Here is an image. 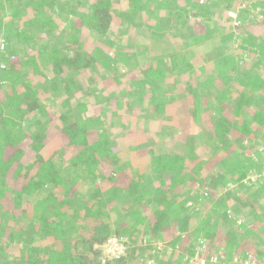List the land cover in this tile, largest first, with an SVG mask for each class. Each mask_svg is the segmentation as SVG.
Here are the masks:
<instances>
[{"label":"trees","instance_id":"trees-1","mask_svg":"<svg viewBox=\"0 0 264 264\" xmlns=\"http://www.w3.org/2000/svg\"><path fill=\"white\" fill-rule=\"evenodd\" d=\"M15 1L0 0V37L5 31L18 45L0 39L2 48L7 44L0 50V264H189L185 256L195 255L200 241L221 264H264V179L247 182L263 170L255 160L264 158V97L256 85L264 82V0H223L219 13L229 25L232 8L258 2L255 21L236 31L250 62L236 92L222 80L231 76L227 60L233 59L226 53L233 36L218 40L199 0H71L56 17L58 0ZM173 7L180 14L165 16ZM61 12L84 27L59 32L69 20ZM113 26L120 27V40L110 39ZM85 27L113 45L115 57L103 45L83 49ZM185 33H191L190 45L181 52ZM190 47L202 55L189 54ZM117 58L132 62L130 70L120 74L127 66L117 67ZM200 58L206 65L198 69ZM206 67H216L217 74L204 80L199 76ZM21 70L26 77L18 78ZM216 80L221 88L213 87ZM205 86L208 94L199 95ZM59 92L62 108L54 115L43 101ZM97 92L115 107L105 100L91 106L90 99H103L93 98ZM161 92L167 98L177 92L167 102L186 108L185 115L168 116L166 102L156 99ZM149 100L152 106L142 109ZM152 125L155 136L149 138ZM160 142L168 151L154 153ZM140 143L149 145L148 165L119 163L123 146L135 154ZM229 183L240 184L238 191H226ZM206 192L215 209L205 212L208 219L197 229L192 223L203 211H194L195 205L201 208ZM244 213L248 224L238 225ZM111 237L126 240V250L104 259L95 247ZM159 243L182 254L166 257Z\"/></svg>","mask_w":264,"mask_h":264},{"label":"rangeland","instance_id":"rangeland-1","mask_svg":"<svg viewBox=\"0 0 264 264\" xmlns=\"http://www.w3.org/2000/svg\"><path fill=\"white\" fill-rule=\"evenodd\" d=\"M199 1H200L199 4L201 5V8H202L201 13H203L206 16L205 17V22H206L205 25L207 27H209V28L211 27V28H214L215 30L218 31V32L216 31L217 33H219V37H217L218 40H224L227 37L233 36L231 39L228 40L229 43H230V48L231 49H230L229 52L226 53V55H230V57H232V59H233V60H227V63H228V66H229V67H227V69L228 68L229 69L227 70L226 75L227 76L228 75H231V76L228 78L229 80H227V81L224 80L223 78H222V80L224 81L223 83L225 85L230 84L228 86L231 88L232 92H236V90H238L239 88H241V86L240 85H237V83H241V80L239 79V76L244 73L243 65L244 64L248 65L250 63L249 60H248L249 59L248 58L249 53L248 52H245L244 50L241 49V46L243 44L242 37L239 36V34H241V33L239 31L238 32H236V31H237V27H239L241 29H245L248 26V23H251L252 21H255V19L258 17V15L256 13V12H258V5H257L258 2L255 1L253 3H249L248 5L247 4L246 5L245 4L244 5L241 4L240 6H238L236 8V11H232V10H234L232 8V10L229 11L228 16H229V18L232 17L233 19H231V21H230V23L228 25V23L225 22V19L223 17L219 16V13L222 11L223 8H225V2L223 0H220V1H217V0H199ZM207 1H209V2H207ZM243 1L244 0H239L240 3H242ZM17 2H19V0H16L15 1V3H17ZM211 2H214V3H212L214 5L213 8L211 7V5H209V4H211ZM71 3H72L71 0H58V2L56 3V6H55V10L52 13V16L53 17H56L59 14V10L61 8L66 9V7H68V5L71 4ZM164 3H165V1H164ZM2 4L5 7L4 2ZM232 5H236V4L232 3ZM6 8H7V10H6L7 12H6V15H5L4 18H5L6 21H8L10 19L9 16H10L11 9L8 8V6H6ZM243 8L249 10L248 11L249 14H248V16L240 17L239 14H238V11L239 10H242ZM150 12H153V10L152 11L150 10ZM61 13L62 14H65V19L68 18L69 20L66 21L63 24H60L59 30H58L59 32H61V30L64 27H66L67 29H69L71 31H72V28L71 27H74L75 25L77 26V30L84 27V26L79 27L78 24H77V21L74 20V17H70L67 13H64V12H61ZM126 13L133 14L132 11H128V10H126ZM147 13H149V12H147ZM129 14H128V16H129ZM164 14H165V16H174L175 15L174 18H176L180 13L177 11V7H173V11H171V9L165 10L164 11ZM30 15H33V14L31 13ZM200 17L202 18V16H200ZM251 19H252V21H251ZM177 20H178V18H177ZM200 20H201L200 18H197L194 21L196 22V21H200ZM249 21H251V22H249ZM150 23H152V22H150ZM143 24H144V26L147 27V25L145 24V22H143ZM227 26H229V31H228ZM191 27L195 31H197V32L199 31V29H195L193 26H191ZM86 29L87 28L85 27V30L83 31V34H82V36L85 38V41H84L85 42V46L83 47V49H87V50L90 49L91 50V48L94 47V46H98V45L101 46V45H103V46L106 47V50H108V55L109 56H112V57H115V52H114V46L113 45L110 46V44H108L105 41L103 43V41H101V39L99 37H96L94 31L93 32H90L89 30L87 31ZM117 30L119 31L120 30V27H116V26H113L112 27V29L110 30V34H109L110 39H114V41H116V39L117 40H120V33H117ZM232 30H233V34L230 33ZM26 32L29 35L30 34V29H27ZM252 33H254V32L253 31H251V32L249 31L248 33L245 34L247 40H250V38L252 36ZM7 35H8V33H6L5 31L2 34V36H7ZM1 37H0V39H1ZM7 37L10 38L11 43L14 44V46L18 47V45H16V43H17L16 38H14L15 36L13 37L11 34H9V36H7ZM42 37L43 38H48V41L49 42H52V43L55 42V37H53V36H48L45 33H43L42 34ZM190 37H191V33L184 35L183 38L180 40L181 41L180 42L181 43V47H180L181 52L183 51V49L186 50L187 47H189L190 40H191V39H189ZM56 40H57V38H56ZM38 41H40V40H38ZM261 42H262V44H264V42L262 40H261ZM4 45H5V46H3L4 48H2L0 46V50L1 51H4V49L6 48V45L7 44L4 43ZM62 46H65V45L63 44ZM245 46H246V44H245ZM83 49H81V51H83ZM188 50H191V51H188V52H190L189 54H193L196 57L197 56H201L202 53H203L202 50H200V49H198L196 47H190ZM105 52H107V51H105ZM93 53H95V50L93 51ZM115 64L119 68H121L122 65H126L125 60L119 59V58H117V62ZM194 64H195V62H194ZM214 64H218V62H214ZM130 65H132V62L126 65L127 68L122 67V69H124V70L121 69L120 70V72H121L120 74H122L124 71L127 72V70H130V68H129ZM205 65H206V62H203V60H201V58H200V61L197 63V66H195V67H197L199 69L201 66H205ZM98 68H101V70H99L101 75L106 73V70L103 69V66L100 65V66H98ZM215 68L216 67H211V68L210 67L209 68L206 67V71H203L201 74L199 73V71H197L198 69L192 68L191 70L195 74L197 72L198 73L197 75L200 74L199 77L201 79H204L205 80V79L208 78V75L209 74H211V73L217 74L215 72V70H214ZM236 69H239V70H236ZM233 71H235V72H233ZM26 74H27V71L26 70H21V71H19V73L17 74V76L19 75L18 78H20V77L21 78H24V75L26 77ZM43 74H45V73H43ZM40 79H42L41 76H40ZM196 82H197V84L200 82L199 81V78L197 79ZM213 84H214V86L212 85L213 87L218 86V88H221V85L217 82V80L214 81ZM225 85H224V88H225ZM256 85L257 86L259 85L258 86V89H259L258 90L259 91L258 97H264V82L263 81L262 82H259ZM199 91H200L199 95H201V96H205V95L208 94V92L206 90V86H205V89L204 88H201ZM60 94H61V92L58 93V96L57 97L54 96V98L51 99V100L44 99L43 103H44V108H46L45 109L46 111L49 110L50 113L53 112L54 115H57V112H59L60 111V108H62V101L60 99H62L64 97V96H61ZM106 94L107 95L109 94V91L108 90L106 91ZM170 94L171 95L169 97L171 99L172 98H175L176 99V97H178V93L177 92H171ZM54 95H56V93ZM52 96H53V94H52ZM101 97H103V99L102 100H98L97 103H95L94 101H92V99H90L88 102H89V104H92L91 106L97 107V104L98 103L101 104V103L104 102L103 100H105V101H107L109 103V106L110 107H115V101L112 100L110 97L108 98V96H104V93L103 92H97L94 95L93 98L94 99H99ZM162 97H163V99H162ZM169 97L167 98V96H165V94H163L161 92V94L159 93L157 95L156 99L157 100L159 99V101H163V102L165 101L166 102V107L164 108V110H166V112L168 113V116H173L174 114L176 115V113H177V115L179 114V115H183L184 116L185 115L184 113L186 112L187 109L186 108L178 107L177 104L175 106V105H173L171 103H168L167 101L169 100ZM130 98L137 99V97H130ZM148 103L149 104H147L145 102L144 104H142L141 105V108L142 109H145V110L149 109L152 105H151V101L150 100H149ZM254 103H257V101H254ZM74 104H76V103H74ZM134 105L137 107L139 104L138 103L136 104V102H135ZM261 105H263V104L261 103ZM262 110H263V106L258 110V112H260ZM35 114L38 116L40 114V112H36ZM57 122H59L58 119H57ZM27 125H28V122L23 121V124H22L23 128L25 126H27ZM152 128H153V130L151 129L152 132L150 134H147V136L149 138H153L155 136V132H154L155 129H154V126L153 125H152ZM117 143H118V145L120 144V142H117ZM117 143L115 142V145ZM151 145H153V143H151ZM59 146L60 145H57V147H59ZM167 147L168 146L164 142H160L159 144H157L156 146H153L152 148H153V152L158 154V153H161V152H167L168 151V148ZM148 149H149V145H146L145 143H142V144L140 143V145L135 149V151H133L135 154H131L129 148L123 146L121 148V151H119V153H120V156L122 157V159L124 161H120L119 163H121V164L122 163H125L129 167H139V168H141L142 166H146V165H148L149 159H150L149 150ZM133 155H135V156H133ZM66 157H69V156H66ZM243 158H245V157H243ZM259 159H263V160H261V162L259 163V162H256L258 160V158H257V160H255V164H259V166L261 165V167L263 169L262 172L260 174H258V173H255L254 175L251 174L249 176L250 180L247 181V182H252L254 180L255 181H259V180H263L264 179V158H259ZM241 160L243 161L245 159H241ZM64 171H66L67 173H69L70 171L72 173H74L73 172L74 170L71 169V168H69V167H67V166L64 167ZM71 175H73V174H71ZM244 183L246 184V181H244ZM238 185H240V184H238V183L237 184L229 183V184L226 185V191H231V190L238 191V188H237ZM208 196H209V192H206L205 195L201 198V200L199 202V203H201V208H200L199 205H195V208L196 209L194 211H197L198 208H199V209H202L203 212H201L202 213L201 216H198L193 221L192 225L194 226V228H197L198 229L199 226H200V223L203 220L208 219V218H205L206 216H204L205 215V212L208 209H213L214 208V201L212 199L208 198ZM243 217H244L243 220L242 219H238V221H237L238 222V225H245V226H247L248 222L246 220L248 218H250V217L248 215H246L245 213L243 214ZM207 223H210V222H206V224ZM112 238H115V237H112ZM42 244L45 245V246H47V242H43ZM103 245L99 246L100 247L99 248L100 250H102ZM164 245H165V247H164ZM158 246L164 247V251L166 252V253L164 252V255L166 257L172 255L173 253H176V254L178 253L180 255L182 254L181 251L176 250V249H173L172 247H170L166 243L158 244ZM195 249L197 251V253L195 255H193V256L192 255L185 256V259L184 260L189 259V264H221L222 263L221 260H220V258H219V256H218V254L217 253H214V251L212 250V248H209L207 242H203V241L198 242V244L195 246ZM166 250H168V251H166ZM103 252H104V248L102 250V254H103ZM209 254L210 255H213V256H211L210 258H207V256ZM177 259H179V257H177ZM181 260H183V258ZM235 260H236V258H235ZM165 261L163 262V264H165Z\"/></svg>","mask_w":264,"mask_h":264},{"label":"built area","instance_id":"built-area-1","mask_svg":"<svg viewBox=\"0 0 264 264\" xmlns=\"http://www.w3.org/2000/svg\"><path fill=\"white\" fill-rule=\"evenodd\" d=\"M104 248V259L106 258H113V257H119L122 254H124L126 250V243L123 239L118 238H111L103 245ZM252 258V256H251Z\"/></svg>","mask_w":264,"mask_h":264},{"label":"clouds","instance_id":"clouds-1","mask_svg":"<svg viewBox=\"0 0 264 264\" xmlns=\"http://www.w3.org/2000/svg\"><path fill=\"white\" fill-rule=\"evenodd\" d=\"M111 238H112V237H111ZM111 238H110V239H111ZM115 238H116V237H115ZM118 239H121V238H118ZM125 241H126V240H125ZM106 243H107V242H106ZM104 244H105V243H104ZM98 248H100V247H99V246H96V247H95L96 250H97ZM102 250H103V248H102Z\"/></svg>","mask_w":264,"mask_h":264},{"label":"crops","instance_id":"crops-1","mask_svg":"<svg viewBox=\"0 0 264 264\" xmlns=\"http://www.w3.org/2000/svg\"><path fill=\"white\" fill-rule=\"evenodd\" d=\"M159 244H161V243H159ZM158 245V244H157Z\"/></svg>","mask_w":264,"mask_h":264}]
</instances>
